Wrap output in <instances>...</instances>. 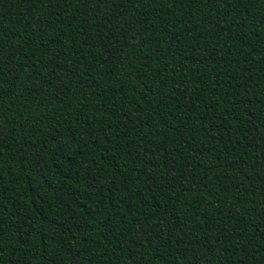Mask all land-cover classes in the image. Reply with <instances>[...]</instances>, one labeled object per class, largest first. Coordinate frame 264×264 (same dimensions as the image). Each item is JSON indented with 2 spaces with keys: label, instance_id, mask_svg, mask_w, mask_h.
Wrapping results in <instances>:
<instances>
[{
  "label": "trees",
  "instance_id": "16d2710c",
  "mask_svg": "<svg viewBox=\"0 0 264 264\" xmlns=\"http://www.w3.org/2000/svg\"><path fill=\"white\" fill-rule=\"evenodd\" d=\"M0 264H264V0H0Z\"/></svg>",
  "mask_w": 264,
  "mask_h": 264
}]
</instances>
